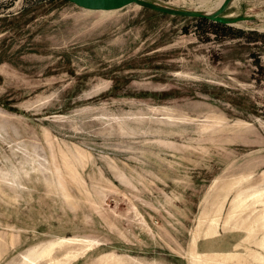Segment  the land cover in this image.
Returning a JSON list of instances; mask_svg holds the SVG:
<instances>
[{"label": "rangeland", "instance_id": "obj_1", "mask_svg": "<svg viewBox=\"0 0 264 264\" xmlns=\"http://www.w3.org/2000/svg\"><path fill=\"white\" fill-rule=\"evenodd\" d=\"M216 2L0 0V264H264V0Z\"/></svg>", "mask_w": 264, "mask_h": 264}, {"label": "water", "instance_id": "obj_2", "mask_svg": "<svg viewBox=\"0 0 264 264\" xmlns=\"http://www.w3.org/2000/svg\"><path fill=\"white\" fill-rule=\"evenodd\" d=\"M64 1L88 11H114L124 8L130 4L133 3L135 4L136 2L141 0H64ZM227 5L228 4L222 7V9H220L215 15L211 17L205 16L203 14H196L195 16H193V18H201L214 23L230 26V22L219 16V14L226 8ZM145 6H151V5H145ZM162 11L167 12L166 10L163 9Z\"/></svg>", "mask_w": 264, "mask_h": 264}, {"label": "bare ground", "instance_id": "obj_3", "mask_svg": "<svg viewBox=\"0 0 264 264\" xmlns=\"http://www.w3.org/2000/svg\"><path fill=\"white\" fill-rule=\"evenodd\" d=\"M205 1H207V0H205ZM234 1L235 0H217L216 5H215L216 6V9H214V11H210V10L209 11H202V14L205 15V16L211 17V16L215 15L219 11V9L221 7L225 6L228 3L234 2Z\"/></svg>", "mask_w": 264, "mask_h": 264}, {"label": "trees", "instance_id": "obj_4", "mask_svg": "<svg viewBox=\"0 0 264 264\" xmlns=\"http://www.w3.org/2000/svg\"><path fill=\"white\" fill-rule=\"evenodd\" d=\"M194 20H198L200 22H207L210 23L212 27H214L215 29H220V28H226V26L222 25V24H218V23H214L205 19H201V18H194ZM238 34H241L240 32H238ZM252 34H256V33H252Z\"/></svg>", "mask_w": 264, "mask_h": 264}]
</instances>
